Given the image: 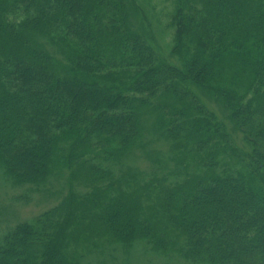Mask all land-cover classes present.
<instances>
[{"label": "trees", "instance_id": "16d2710c", "mask_svg": "<svg viewBox=\"0 0 264 264\" xmlns=\"http://www.w3.org/2000/svg\"><path fill=\"white\" fill-rule=\"evenodd\" d=\"M168 1L180 68L136 0H0V174L39 193L69 172L71 187L1 234L0 264H89L82 252L137 243L185 264H264V0ZM192 87L225 106L249 155ZM139 155L158 169L129 166Z\"/></svg>", "mask_w": 264, "mask_h": 264}, {"label": "rangeland", "instance_id": "374dc122", "mask_svg": "<svg viewBox=\"0 0 264 264\" xmlns=\"http://www.w3.org/2000/svg\"><path fill=\"white\" fill-rule=\"evenodd\" d=\"M140 14L136 15V22L143 24V30L151 45L155 48L161 59L174 67L181 66L178 59L172 56L173 35L170 15L173 10L172 2L168 0H136ZM143 33V32H142ZM191 93L209 112H211L225 127L230 137L231 145L240 155L250 154L251 148L243 141V137L235 124L230 120L229 112L225 106L213 96L191 88ZM148 128L154 126L155 117L149 115ZM153 129V128H152ZM149 131V130H148ZM151 139V137H148ZM152 143L153 154L167 161L170 155L171 145L161 135H155ZM137 154V153H136ZM153 155V156H154ZM140 157V155L138 156ZM129 166L147 172L150 169H158L157 163L149 162L147 157L141 156L136 161L128 162ZM173 169L174 165L169 163ZM52 178L43 192H36L33 188L14 189L7 184L0 174V236L7 228L14 227L17 223L30 220L51 208L56 207L63 197L69 194L70 174L65 172ZM73 187L80 193L85 194L88 189L79 182H73ZM101 250L91 249V252H82L85 262L89 264H185L179 260L166 259L152 253L145 243H137L129 252L118 245L104 246Z\"/></svg>", "mask_w": 264, "mask_h": 264}]
</instances>
